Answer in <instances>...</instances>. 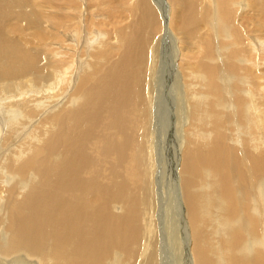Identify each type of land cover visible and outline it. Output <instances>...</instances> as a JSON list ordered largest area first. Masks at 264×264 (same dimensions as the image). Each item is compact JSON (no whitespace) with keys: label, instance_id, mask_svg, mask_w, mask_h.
Here are the masks:
<instances>
[{"label":"bare ground","instance_id":"1","mask_svg":"<svg viewBox=\"0 0 264 264\" xmlns=\"http://www.w3.org/2000/svg\"><path fill=\"white\" fill-rule=\"evenodd\" d=\"M145 1L0 0V146L36 123L0 158V264H264V0H178L228 48L184 63L174 6Z\"/></svg>","mask_w":264,"mask_h":264},{"label":"rangeland","instance_id":"2","mask_svg":"<svg viewBox=\"0 0 264 264\" xmlns=\"http://www.w3.org/2000/svg\"><path fill=\"white\" fill-rule=\"evenodd\" d=\"M27 1H32V0H27ZM86 1H88V0H86ZM113 0H106V4H109V3H111ZM168 2L170 3V6L171 5H173L174 6V13H173V19H172V30H173V32H171V31H169L167 34H166V36H165V39H166V41H168V39L172 36V37H174V38H176V39H178V41H180L181 42V44H179L178 46L180 47V50H178L177 52H176V55L178 56V58H180L181 60H182V62L184 63V62H187V61H189V60H191V61H194L195 59H197V60H199V61H210V62H220L219 60H218V54H217V50H218V48H220L221 50H222V54H221V56H222V58L224 59V60H226L227 59V52H228V48H227V45H226V41L227 40H225V39H222L221 37H219L215 32H213V31H211V29L209 28V26L208 25H204V26H201V27H199V28H196V27H194L193 26V24H192V21H191V18H192V14H191V7H190V5L188 4L187 6H185L184 4H182V3H180V2H178V0H168ZM161 4H162V0H146L145 1V3L143 4V5H146L148 8H150L152 11H154V12H157V11H160V7H161ZM56 5H60V3H57ZM69 7V6H68ZM54 11H57V9L55 8V10ZM180 12L179 14L178 13H176V12ZM233 11H234V15H235V17H236V19L237 20H239V19H245V20H247V18L246 17H244V15L242 14V10L240 9V8H238V7H236V8H234L233 9ZM65 14H67V13H65ZM118 26H116L113 30L115 31V30H118L119 28V24H117ZM160 28H162V24H160L159 26H158V29H160ZM187 33H190V34H195V35H197V38L193 41V42H190L189 40H188V36H187ZM251 35H254V34H251ZM105 39V38H104ZM103 39V40H104ZM157 40H158V42L161 44V42H162V36L161 35H157ZM99 43V41H97L96 42V44H98ZM209 49H213V50H216V55L215 56H211L210 58H208V59H206V60H204V58H203V54L205 53V52H207V51H209ZM181 60H179V63L181 62ZM238 60L239 61H242V59L240 58V57H238ZM64 66H62V65H57L56 66V68L58 69V70H61L62 68H63ZM188 74H190V75H192V76H197L198 75V73H194V72H188ZM180 84H182V89L184 88V75L180 72ZM10 93H12V92H10ZM14 93V92H13ZM41 94H43V92L41 93ZM16 95V96H15ZM15 95H13V94H10L9 96H12V99L13 100H18V98L19 99H21L22 97L21 96H19L20 94H18V93H16L15 92ZM19 97H18V96ZM21 97V98H20ZM17 98V99H16ZM9 99V98H8ZM8 99H4L3 98V100H5L6 102H8L9 100ZM11 99V98H10ZM12 100V101H13ZM5 101H1L0 103H3L4 104V102ZM5 109V108H4ZM4 115H6V114H4V112L3 113H0V119L2 120H0V128H1V126L3 127V130L4 131H7V129H8V126H7V122H8V120H7V118H8V116H7V118H6V116H4ZM10 116L9 117H11V114H9ZM18 115V114H17ZM13 117V116H12ZM11 119V118H10ZM19 121V117H15V118H12V120H11V122L12 123H15V122H18ZM11 123V124H12ZM36 124V123H35ZM35 124L33 123V124H26V125H30V126H26L25 124L24 125H22L21 126V128H23V129H19V131L21 132H19L18 131V133H17V136L19 135H21L19 138H16V141L14 142V147L16 148V146H18L19 147V145L22 143L21 142V140L23 141V140H25L27 137H29V135L31 134L30 133V131L31 132H33V130H34V127H35ZM24 126V127H23ZM25 126L27 127V128H25ZM33 126V127H32ZM32 130H31V129ZM29 129H30V131H29ZM1 130H2V128H1ZM27 131H29V134L27 133ZM171 131L173 132V128L171 127V124L170 123H166V129H165V134L163 135L164 136V139L162 140V143L160 144V148H159V151H160V153L162 154V156H161V161H162V167L164 168V170H166L165 172H168V174L167 173H165V177H166V183H165V185L163 184L162 186H163V189H165V190H161L158 194H159V196L163 199V203H165L163 206H165L166 204L168 205V204H170L171 202H172V204H174V206L176 207V209L178 210V212L180 213V215H181V208L179 207V205H177V204H175V202H174V200L173 199H171L170 200V198L172 197L173 198V195H172V193L173 192H170L169 190L172 188L173 189V191L175 192L176 190H175V186L177 185V183H178V181H177V176H178V168H179V163L177 162L176 164H178V165H175V164H173L174 163V161L175 160H172V157H175V154H176V152H175V150H174V148H176V145H175V142H174V138H173V136H172V134H171ZM196 131H198V130H191L190 132H189V134L188 135H192L193 133H196ZM24 133V134H23ZM23 134V135H22ZM28 134V135H27ZM178 134H179V131H178ZM25 135H26V138H25ZM188 135H187V137H188ZM166 137V138H165ZM187 139V138H186ZM19 141H20V144H19ZM165 141V142H164ZM13 143V142H12ZM12 143H10V147L9 146H5V149L4 148H2L1 146H0V148L2 149L1 150V152L3 153L4 152V154H1V152H0V158L1 159H3V157H5V155H7V154H9V152H11V151H13L14 149H13V147L11 146V144ZM1 145V144H0ZM13 145V144H12ZM10 148V150H9V148ZM4 149V150H3ZM12 149V150H11ZM174 150V151H173ZM15 151V150H14ZM6 152V153H5ZM166 157V158H165ZM166 160H165V159ZM194 160H196V158L193 156L192 157ZM156 161H158V159H156L155 160V162ZM181 163L183 164V166L185 165V164H187L188 163V158H187V156L186 155H184L183 157H182V161H181ZM172 165V166H171ZM174 166V167H173ZM173 168V169H172ZM170 169V170H169ZM174 169H176V170H174ZM171 172H173L172 174H171ZM175 172V173H174ZM177 172V173H176ZM170 174V175H169ZM174 174V175H173ZM173 175V176H172ZM175 175H177L176 177H174ZM168 177V178H167ZM169 177H171V178H169ZM176 180V181H175ZM196 182H198V179L197 178H195L194 179ZM175 181V182H174ZM167 187H168V190H167ZM170 188V189H169ZM165 192L167 193V195L165 194ZM171 194V195H170ZM163 197H162V196ZM164 195H165V197H164ZM167 196H168V198H167ZM166 198V199H165ZM174 198H175V196H174ZM160 199V198H159ZM179 199V198H178ZM169 201V202H168ZM157 205V206H156ZM162 205V204H161ZM162 206V207H163ZM161 207V206H160ZM159 208V205H158V203L157 204H155V209H154V213L156 214L155 215V220H156V223H155V225H157V227H156V233H155V235H154V238H155V241L156 242H160L161 240V238H160V234L162 233L161 231H160V226H161V220L159 219V214L162 212V214H164V209H165V207H163V208ZM175 207H173L174 209H175ZM157 209V210H156ZM160 209H161V211H160ZM180 210V211H179ZM146 212H148L147 210H141V213H146ZM158 212H159V214H158ZM158 214V215H157ZM166 216H168V214L166 213ZM169 223V225H168V227H170V220L168 221ZM158 223V224H157ZM159 223H160V226H159ZM166 223H167V221H166ZM159 228V229H158ZM162 228H163V226H162ZM158 229V230H157ZM169 230L170 229H168V232H169ZM158 231V232H157ZM160 232V233H159ZM175 237L173 236V238H171V239H169L168 237H167V239L165 240V245H166V248H165V245H164V249H165V251H167L168 250V254H167V259L169 260V261H171V262H173V260H175V261H177V259H176V256H177V253H175V250H177L178 251V249H176L174 246H175V243H174V241H176V245H178V243H177V240H176V238L174 239ZM160 240V241H159ZM170 242V243H169ZM183 248H184V245H183ZM170 249V250H169ZM180 252V251H179ZM170 254V255H169ZM180 255H181V252H180ZM182 256H183V253H182ZM186 257V254H184V258ZM178 262V261H177ZM176 262V264H178ZM184 264H185V262H184Z\"/></svg>","mask_w":264,"mask_h":264}]
</instances>
